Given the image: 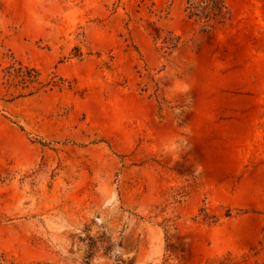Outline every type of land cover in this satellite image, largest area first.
I'll return each instance as SVG.
<instances>
[{
  "label": "rangeland",
  "instance_id": "374dc122",
  "mask_svg": "<svg viewBox=\"0 0 264 264\" xmlns=\"http://www.w3.org/2000/svg\"><path fill=\"white\" fill-rule=\"evenodd\" d=\"M226 3L0 0V264H264V0Z\"/></svg>",
  "mask_w": 264,
  "mask_h": 264
},
{
  "label": "trees",
  "instance_id": "16d2710c",
  "mask_svg": "<svg viewBox=\"0 0 264 264\" xmlns=\"http://www.w3.org/2000/svg\"><path fill=\"white\" fill-rule=\"evenodd\" d=\"M187 17L202 25L204 32H211L223 27L231 19V13L226 0H186ZM31 71V70H30ZM28 76L31 83L37 80L39 74ZM31 73V72H30Z\"/></svg>",
  "mask_w": 264,
  "mask_h": 264
}]
</instances>
